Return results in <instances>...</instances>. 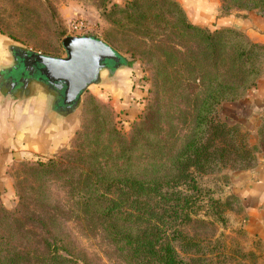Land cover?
<instances>
[{
	"label": "trees",
	"instance_id": "16d2710c",
	"mask_svg": "<svg viewBox=\"0 0 264 264\" xmlns=\"http://www.w3.org/2000/svg\"><path fill=\"white\" fill-rule=\"evenodd\" d=\"M225 1L226 10L264 16V0ZM108 2L100 4L112 24L159 51L160 102L129 122L94 100L74 148L28 170L62 186L64 202L44 200L49 191L33 186L19 193L15 209L0 205V264H97L73 239L72 219L104 235L124 264H215L211 241L189 226L224 218L226 200L215 197L204 176L257 160L256 146L217 111L244 98L264 75V44L233 28L194 24L176 0ZM119 54L107 70L131 67ZM135 86L146 99L147 78L141 74Z\"/></svg>",
	"mask_w": 264,
	"mask_h": 264
},
{
	"label": "rangeland",
	"instance_id": "374dc122",
	"mask_svg": "<svg viewBox=\"0 0 264 264\" xmlns=\"http://www.w3.org/2000/svg\"><path fill=\"white\" fill-rule=\"evenodd\" d=\"M109 1L107 3L108 7L113 2L125 5L129 0ZM101 2L102 0H0V33L8 38L10 45L58 57L67 55L63 46V39L69 35H92L100 38L126 57L131 63V67L139 69V74L147 78L150 91L146 99L142 101V110L144 111L152 103L157 105L160 99L155 102L157 98L154 83L156 57L159 51H155L150 46V43L144 45L143 41H136L134 36L122 30L119 26L112 24L104 15V6H101ZM220 3L223 14H232L233 21H237L232 22V26L228 28H233L243 33L244 26L240 22L247 16L246 13L260 12L259 10L244 11V9L236 8L226 10L223 7L226 1L220 0ZM77 19H83L85 28L79 33H74L71 30V24ZM106 73H108V76L103 78ZM114 75L115 72L104 71L103 77L101 75L100 83L114 79L116 77ZM103 79L104 81H102ZM45 88L50 90L47 87ZM96 88V84L91 85L83 94L78 107L73 112H70L75 122L72 137L51 157L62 155L74 148L77 139L76 132L82 131L83 123L92 117L95 101L100 103L104 112L109 113L110 111L113 118H116V116L119 118L112 104L100 98L96 93ZM152 89L153 92H151ZM37 90L39 89L36 86H32L26 92L18 91L16 95L21 97ZM0 91H3L2 93L6 97L8 96L7 86L2 83L1 79ZM248 111L249 109L244 107V98H242L234 102H223L217 111V117L229 125H238L240 127L246 135V141L250 145L256 146L254 149V155L257 157L256 162L251 166L228 167L220 173L204 176V185L213 190L215 197H222V199L226 200L223 205L224 218L216 220L212 226L204 227L201 223L189 226L193 232L196 231L199 236L211 241L210 248L213 250L215 264L264 263L262 262L264 260L262 258L264 248L252 241L245 232L241 199L237 196V199L232 197V195H235L233 193L232 177L247 170L246 168L257 167L264 159V117L261 118L263 119L262 121L261 119L259 120V116L258 119L255 117L251 120L247 115ZM57 112L66 116L69 114L60 110ZM260 123L261 127L258 135L257 126ZM119 126L124 132L128 133L130 131V127L125 128V125L120 122ZM46 158L50 157L34 155L31 159L15 161L8 166V175L13 183V191L12 193L6 191L0 196V205L2 204L11 210L15 209L19 202V193H30L33 186L35 188L39 187V190L41 188V193L49 191V193H44V200V196L48 197L50 195L53 199L64 202L65 194L62 186L53 184V182L49 183L46 178L36 179L35 174H28V170L34 164L33 162ZM26 177H29V180H26ZM34 180L35 182H33ZM204 211L208 210L204 208ZM206 215L212 214L207 212ZM67 226L78 247L92 258L94 263L124 264L115 252L113 244L104 235L89 229L87 226H82L74 219L69 220Z\"/></svg>",
	"mask_w": 264,
	"mask_h": 264
},
{
	"label": "crops",
	"instance_id": "0c3cea01",
	"mask_svg": "<svg viewBox=\"0 0 264 264\" xmlns=\"http://www.w3.org/2000/svg\"><path fill=\"white\" fill-rule=\"evenodd\" d=\"M176 1L185 9L189 19L199 26L217 29L230 27L232 22H237L233 21L232 14L222 13L220 0ZM246 14L240 22L244 26V33L253 42L264 44V16L257 12ZM13 46L15 45H10L8 38L0 33L2 81L7 80L6 73L16 65ZM104 71L115 72L116 77L102 82L103 84L100 81L95 83L96 93L112 104L119 118H125L129 122L136 120L142 112L144 100V92L135 86L141 75L139 69L123 67L116 71ZM106 76L108 73L103 78ZM2 92L0 91V196L6 191H13V183L8 175V166L12 162L31 159L34 155L53 156L70 140L75 126L73 115L58 114L50 93L39 89L19 97L16 95L18 91L14 90L7 92L6 97ZM244 107L249 109L247 115L251 120L255 117L258 119V116L259 120L264 117V76L244 97ZM257 127L259 135L261 123ZM232 185L233 193L242 202L247 236L264 248V159L257 167L232 177Z\"/></svg>",
	"mask_w": 264,
	"mask_h": 264
},
{
	"label": "water",
	"instance_id": "95a60500",
	"mask_svg": "<svg viewBox=\"0 0 264 264\" xmlns=\"http://www.w3.org/2000/svg\"><path fill=\"white\" fill-rule=\"evenodd\" d=\"M63 46L65 57L22 49L21 68L35 72L39 81L60 88V101L70 113L90 85L100 81L102 71L115 66L121 56L109 43L92 35H69L63 39ZM41 90L50 93L46 88Z\"/></svg>",
	"mask_w": 264,
	"mask_h": 264
},
{
	"label": "flooded vegetation",
	"instance_id": "af4514ba",
	"mask_svg": "<svg viewBox=\"0 0 264 264\" xmlns=\"http://www.w3.org/2000/svg\"><path fill=\"white\" fill-rule=\"evenodd\" d=\"M15 62L16 65L13 67L11 71L6 73L5 79L2 83L7 86L8 91L7 92H13L15 91H21L26 92L29 89L32 88V86H36L38 89L42 88H49L50 94L54 98V104L57 107L58 110L61 111H67L68 106H63L60 101V88L46 84L45 82L39 81L36 78L35 72L31 70H22L21 68V58L23 59L24 52L22 49L18 48L15 53ZM7 77V78H6Z\"/></svg>",
	"mask_w": 264,
	"mask_h": 264
},
{
	"label": "built area",
	"instance_id": "2783aa9c",
	"mask_svg": "<svg viewBox=\"0 0 264 264\" xmlns=\"http://www.w3.org/2000/svg\"><path fill=\"white\" fill-rule=\"evenodd\" d=\"M84 28H85V23H84L83 19H77V20L73 21V23L71 24V30L74 33H79Z\"/></svg>",
	"mask_w": 264,
	"mask_h": 264
}]
</instances>
